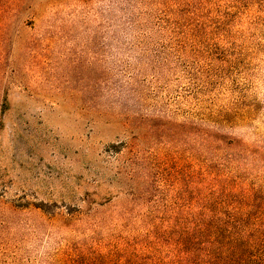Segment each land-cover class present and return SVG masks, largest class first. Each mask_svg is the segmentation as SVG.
<instances>
[{"label": "rangeland", "instance_id": "374dc122", "mask_svg": "<svg viewBox=\"0 0 264 264\" xmlns=\"http://www.w3.org/2000/svg\"><path fill=\"white\" fill-rule=\"evenodd\" d=\"M133 5L36 0L0 19V264H67L111 217L178 197L197 147L186 122L228 112L223 130L264 141V22L231 17L237 35L209 39L208 61L161 30L149 3ZM109 199L98 229L70 218Z\"/></svg>", "mask_w": 264, "mask_h": 264}, {"label": "trees", "instance_id": "16d2710c", "mask_svg": "<svg viewBox=\"0 0 264 264\" xmlns=\"http://www.w3.org/2000/svg\"><path fill=\"white\" fill-rule=\"evenodd\" d=\"M140 3L151 5L147 13L156 11L161 30L178 39L179 47L208 61L216 47V43H208L209 39L237 35L231 17L249 9L251 24L264 22V0H134L131 8L135 10ZM34 4L36 0H0V19L6 11ZM202 65L209 67L208 62ZM231 121L225 112L210 124L186 122L188 131L196 130L197 147L185 158L178 197L126 208L110 218L115 227L110 233L101 232L88 244L87 252L71 248L77 253H69L65 263L264 264V141L261 138L260 144L259 140L232 136L222 129V123ZM144 185L140 178L135 190L140 192ZM109 202H92L96 203L94 208L78 210L76 215L69 211L70 218H87L90 226L98 229L107 222V216L98 209ZM31 205L43 215L51 213L43 202ZM4 221L0 215V224Z\"/></svg>", "mask_w": 264, "mask_h": 264}]
</instances>
